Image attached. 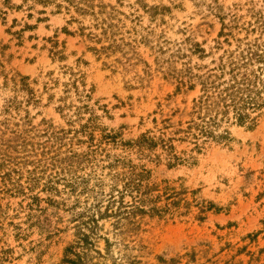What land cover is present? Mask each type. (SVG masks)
Masks as SVG:
<instances>
[{
  "label": "rangeland",
  "instance_id": "1",
  "mask_svg": "<svg viewBox=\"0 0 264 264\" xmlns=\"http://www.w3.org/2000/svg\"><path fill=\"white\" fill-rule=\"evenodd\" d=\"M57 2L62 8L0 0V176L6 172L24 185L25 170L33 169L32 154L39 158L40 152H53L60 143L66 144L61 151L72 143L76 151L85 149L73 139L78 123L69 121L71 112L57 110L62 84L70 79L66 69L80 72L91 90L85 101L96 117L95 136L100 130L122 141L148 132L157 136L162 120L185 122L180 114L199 94L198 89L177 92L172 77L187 62L209 63L187 51L189 42L208 51L218 40L217 13H236L240 22H247L253 10L263 9L262 0H87L100 22L106 19L103 29L108 33L103 36L92 15L78 14L73 7L66 10L64 2ZM88 33L101 43L89 40ZM101 46L110 48L94 50ZM223 48L233 50L235 42ZM21 77L28 78L39 104L25 102ZM75 98L67 104L79 105ZM8 101L13 106L8 108ZM83 115L81 123L89 118ZM29 125L47 133H70L61 141L16 140L11 132L28 130ZM230 132L233 141L227 145L199 140L200 149H195L192 140L175 141L177 153L194 157L191 163L173 168L165 158L157 165L147 163L160 211L137 216L135 229L125 227L114 239L109 235V255L101 259L92 253L89 264H264V116L252 130L233 125ZM79 138L85 140L81 134ZM24 160L28 165L22 169ZM1 184L0 178V264H60L74 239L69 217L50 209L43 214L28 210V199L6 194ZM105 228L113 231L108 223Z\"/></svg>",
  "mask_w": 264,
  "mask_h": 264
},
{
  "label": "trees",
  "instance_id": "2",
  "mask_svg": "<svg viewBox=\"0 0 264 264\" xmlns=\"http://www.w3.org/2000/svg\"><path fill=\"white\" fill-rule=\"evenodd\" d=\"M24 1H30L32 5L53 4L57 9L63 6L57 2L59 0ZM60 1L66 4V10L73 7L78 14L92 15L96 27L103 29L106 25V19L100 22L97 13L93 12V5L87 0ZM262 3L263 9L260 6L258 10H253L247 22H240L241 16L236 13L223 15L220 9L221 13L215 14L221 25L218 40L208 51L201 44L189 42L187 51L197 55L201 61L209 59V63L192 66L187 62L188 66L179 71L178 76L172 77L177 83V92L198 89L199 94L192 99L187 110L181 114L178 110L174 112L187 120L175 123L170 122L171 118L162 120L157 136L148 132L140 134L135 140L122 141L104 130L95 136L96 129H99L96 117L85 101H89L91 90L86 89L80 72L66 69L69 70L70 79L62 84L63 96L59 99L62 105L59 104L57 110L62 112L67 109L71 112L69 121L78 123V129L73 130V139L75 144L85 145V149L76 151L72 143L61 151L66 144L62 146L60 143L58 147H61L53 152H40L39 158L38 153L32 154L33 169L25 170L26 185L21 180H12L6 172L0 176L1 190L28 199V210L43 214L50 209L51 214L63 212L69 217L68 223L74 229V239L65 248L60 264H89L88 258L92 253L104 259L113 246L109 235L114 239L123 234L125 227L135 229L137 216L160 211L157 206L160 196L155 194V184L152 182L153 170L147 167V163L157 165L163 158L167 160L169 168L191 163L194 157L186 152L177 153L173 145L175 141L192 140L195 149H200L199 140L227 145L233 141L231 126H245L249 130L256 127L259 119L264 116V0ZM215 9L218 11L217 6ZM107 33L103 29L102 35L106 36ZM242 33L243 36L239 37ZM86 37L101 43V39H97L98 36L93 33L86 34ZM106 38L109 39V36ZM231 40L235 42V48H223L224 44L230 47ZM109 48L101 46L100 50H94L102 52ZM220 50L221 53H217ZM27 81V77L20 78L21 89L28 95L25 102L39 104ZM13 82L17 85L16 79ZM51 83L55 85L57 80L51 78ZM74 96L79 105H74L72 101L67 104ZM12 104V101H8L7 107ZM83 114L89 115L85 123H81ZM48 128L53 129L54 126ZM11 133L17 136L16 140L46 137L47 140L61 141L70 132L61 129L47 133V129L39 130L29 125L28 130L20 129ZM80 134L85 140L79 138ZM117 149L121 150L120 154L114 152ZM7 161L12 164L10 160ZM21 164L22 169L28 165L26 160ZM0 168L3 169V163H0ZM6 169L11 173H20L19 170ZM49 171L51 173H47ZM40 193L46 197L42 198ZM40 203H45L46 207H40ZM106 223L112 232L107 231ZM101 242L104 248H100Z\"/></svg>",
  "mask_w": 264,
  "mask_h": 264
}]
</instances>
